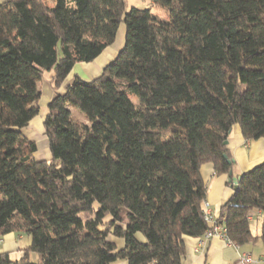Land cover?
<instances>
[{
	"label": "trees",
	"instance_id": "trees-1",
	"mask_svg": "<svg viewBox=\"0 0 264 264\" xmlns=\"http://www.w3.org/2000/svg\"><path fill=\"white\" fill-rule=\"evenodd\" d=\"M150 1L168 19L148 7L125 11L124 0L0 4V237H30L21 257L0 253V264H182L183 236L209 226L201 165L230 175L235 124L247 140L264 137V0ZM121 22L124 46L101 74L74 75L57 93ZM49 70L50 158L37 160L23 130L39 113L38 82ZM229 184L217 221L237 245L264 244V162Z\"/></svg>",
	"mask_w": 264,
	"mask_h": 264
},
{
	"label": "crops",
	"instance_id": "crops-1",
	"mask_svg": "<svg viewBox=\"0 0 264 264\" xmlns=\"http://www.w3.org/2000/svg\"><path fill=\"white\" fill-rule=\"evenodd\" d=\"M5 1L7 0H0V4ZM120 44L121 43L119 42V45ZM119 45H117V48H119ZM116 54L117 53H115L110 46H107L93 61L75 64L80 65L79 69H82V72L80 75L79 72H74V75H78L83 80L88 77L92 80L101 74L103 68L114 59ZM75 65L71 71L75 69ZM90 80L87 79L85 81ZM64 82L56 90L57 93H62L64 91L65 86L68 84H64ZM54 93L55 91H52L51 98ZM45 112L41 114L39 119L34 124H32V119L27 126V128L30 127L31 130L25 136L33 140L35 143V138H41L40 135H44L42 121ZM226 143L227 149L232 154L234 160V165L230 175L215 174L211 163H204L200 167V175L206 185V196L204 202L208 204V212L215 218L219 216L220 206L233 194L234 189L232 185L229 184V178L232 177L235 179L241 173L264 162V137L247 140L242 136L239 125L235 124L230 131ZM44 148L43 153L39 155H37L36 150L34 153L35 159L48 160L50 158L48 144V150L46 151ZM260 223V212L258 210H252L250 212V230L254 236H259L260 234ZM136 238L140 241L144 240V237L139 233L136 234ZM109 239L118 248H121L124 245V240L121 238L110 236ZM183 241L185 244V252L182 257V264H238V258L242 252H249L256 261L255 264H264V244L259 239L254 242L238 246L230 244L219 236H213L205 242L200 243L199 237L185 235L183 236ZM29 244L30 237L28 235L17 232H9L0 237V253H8L11 258L16 259L22 256V249ZM30 259L32 261L35 260L34 253L30 254ZM114 264H127V262L117 261Z\"/></svg>",
	"mask_w": 264,
	"mask_h": 264
},
{
	"label": "rangeland",
	"instance_id": "rangeland-1",
	"mask_svg": "<svg viewBox=\"0 0 264 264\" xmlns=\"http://www.w3.org/2000/svg\"><path fill=\"white\" fill-rule=\"evenodd\" d=\"M124 4H125V11H128L131 7H137V8H150L151 11L157 15L158 17L162 18V19H168V15L166 13V11L157 8L155 6H153L152 2L150 0H124ZM119 42L121 43L119 45ZM124 42H125V25L123 22H121L118 26L116 35H115V39L114 41L109 45L110 48H112L115 53H117L123 46H124ZM117 45H119V48H117ZM110 63V62H109ZM80 65H75V69L73 71H71L69 77L67 78V80L64 82V84L66 83H70L73 79L74 76V72H82V69H79ZM52 75L53 72L51 70L49 71H44L43 75H42V79L38 82V88L40 90V97L37 101V105L39 108V113L38 115H36L33 120H32V124H34L39 117L41 116V114H43V112H45L46 110V102L51 99V95H52V91H54L51 87L52 82ZM90 78H86L85 80H87ZM70 107V106H69ZM71 111H72V116L75 120L81 121V122H86V119L84 117V115L77 109L74 107H70ZM31 130L30 127H26L23 130V134L26 135L27 133H29ZM41 138H35L36 144H37V155L43 153V148L44 150H48L47 149V143H46V137L44 135H40ZM35 254V253H34ZM37 261V256L35 254V260L33 262Z\"/></svg>",
	"mask_w": 264,
	"mask_h": 264
},
{
	"label": "built area",
	"instance_id": "built-area-1",
	"mask_svg": "<svg viewBox=\"0 0 264 264\" xmlns=\"http://www.w3.org/2000/svg\"><path fill=\"white\" fill-rule=\"evenodd\" d=\"M208 204L204 202V219L209 225L201 236H199V242L203 243L213 236H219L225 239L230 244L238 246L236 243L231 242L227 235L223 223H219L217 219L208 212ZM255 260L249 252H242L238 258V264H255Z\"/></svg>",
	"mask_w": 264,
	"mask_h": 264
}]
</instances>
